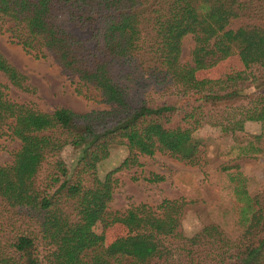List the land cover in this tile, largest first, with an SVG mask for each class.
I'll return each instance as SVG.
<instances>
[{"label": "trees", "instance_id": "1", "mask_svg": "<svg viewBox=\"0 0 264 264\" xmlns=\"http://www.w3.org/2000/svg\"><path fill=\"white\" fill-rule=\"evenodd\" d=\"M4 26L26 54L47 52L76 80V94L94 92L107 108L45 113L11 101L0 84V136L19 143L0 166V264H264V189L249 196L238 173L229 175L241 227L235 240L214 224L182 236L180 200L163 199L154 210L107 209L114 175L141 167L140 157L159 153L200 166L204 145L195 129L206 125L234 137L246 122L264 123V0H0ZM186 36L189 62L181 64ZM231 56L243 70L195 78ZM110 64L137 70L164 87L169 100L132 103ZM0 76L20 94H36L1 53ZM115 145L126 149L125 158L101 172ZM66 146L74 153L70 170L58 158ZM26 220L33 228L18 232L17 221ZM96 223L120 225L125 234L105 244L92 229Z\"/></svg>", "mask_w": 264, "mask_h": 264}, {"label": "rangeland", "instance_id": "2", "mask_svg": "<svg viewBox=\"0 0 264 264\" xmlns=\"http://www.w3.org/2000/svg\"><path fill=\"white\" fill-rule=\"evenodd\" d=\"M240 24V21L234 22L229 27L236 28ZM5 28L6 26L0 29V53L36 89L34 96L20 94L9 87L0 76V84L5 87L4 93L8 99L31 105L45 113L65 108L76 114H84L107 108L94 92L82 89L81 94H76V80L66 77L47 52L42 50L41 56L38 57L26 54L9 37ZM190 46L191 37H184L179 55L181 64L189 62ZM109 67L114 78L128 88V97L132 103L142 100H169L170 96L164 87L151 84L137 70L125 64H110ZM241 70L243 68L238 58L231 56L210 69L197 71L194 76L197 80H216ZM178 123V120L171 121V125ZM193 137L202 140L204 145L200 166H189L159 153L152 157H140L141 167L114 175L116 187L108 204V211L122 212L140 204L154 210L163 199L180 200L184 203L178 227L182 236L191 237L203 226L214 224L218 225L229 239L235 240L241 232V227L238 225L229 175L240 174L251 197L263 191L264 123L246 122L243 132L234 137H221L208 126L202 125L194 130ZM18 147L17 140L5 135L0 136V166L10 163L11 156ZM125 156L124 147L112 146L107 157L100 163L101 172L117 167ZM58 158L68 170L75 161L69 146L62 149ZM46 170L47 165L40 169L37 175L39 184L45 179ZM150 174L162 177V181H142L143 177H149ZM16 224L18 232L33 228L28 220L17 221ZM26 224L30 226L26 227ZM92 229L96 234L103 236L105 244L125 234V229L117 224L105 227L96 223ZM39 251L42 252L40 249Z\"/></svg>", "mask_w": 264, "mask_h": 264}]
</instances>
